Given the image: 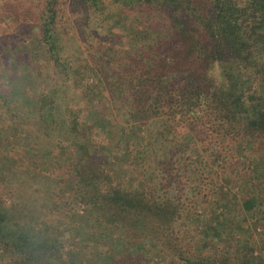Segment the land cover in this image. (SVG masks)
I'll return each mask as SVG.
<instances>
[{
    "label": "trees",
    "instance_id": "trees-1",
    "mask_svg": "<svg viewBox=\"0 0 264 264\" xmlns=\"http://www.w3.org/2000/svg\"><path fill=\"white\" fill-rule=\"evenodd\" d=\"M85 2L103 14L113 39L125 38L118 47L127 57L143 62L140 67L145 72H135L131 88L138 98L133 106L138 118L128 134L92 102L107 90L98 76V89L82 87V69L65 55L57 13L48 1L38 44L58 76L55 86L30 90L22 83L27 73L7 80L8 89H0L5 115L0 120V141L4 135L46 138L54 151L42 157L44 165L55 158L62 166L51 168V176L48 165L40 170L51 181L68 183L76 211L83 214L76 212L75 217L62 220L32 219L0 199V248L26 264H264L246 237V226L239 235L232 227L210 221L216 233L200 241L198 250L182 247L175 239L178 221L184 217L177 198L147 190L138 168V185L116 180L118 162H102L94 150V138L101 137L100 148L112 151L113 157L129 150L138 159L146 146L141 118L153 112L166 121L183 113L186 120L213 118L231 145L243 147L244 153L264 141V0H112L122 6L118 13L111 12L105 0ZM143 12H155L166 23L145 22L143 28H136L134 22ZM146 97L149 102L143 105ZM182 125L179 129H190ZM13 152L3 155V171L41 177L34 158L27 157L26 151ZM110 174L115 175L114 182ZM262 184L264 190V170ZM262 205L264 193H259L242 208L248 219L258 220ZM76 235L81 239L78 243ZM100 241L108 242L101 246ZM149 243L167 252L162 262L152 260Z\"/></svg>",
    "mask_w": 264,
    "mask_h": 264
},
{
    "label": "rangeland",
    "instance_id": "rangeland-1",
    "mask_svg": "<svg viewBox=\"0 0 264 264\" xmlns=\"http://www.w3.org/2000/svg\"><path fill=\"white\" fill-rule=\"evenodd\" d=\"M48 1L53 3L57 13V30L63 38L64 53L82 69V87L90 90L96 86L95 89H98L95 78L98 76L107 92L104 91L100 98L91 99L92 102L103 112V116L121 123L122 128L125 127L126 132L131 134L133 120L138 118L133 108L138 98L131 88L135 72H145L140 67L143 62L127 57L126 51L119 48L125 38H119V41L113 39L104 24L103 14L90 9L85 0H0V89L6 91L7 80L26 73L27 80L22 83L30 90H48L55 86L58 76L53 64L45 61L43 54L46 52L39 49L38 44ZM105 2L113 13L122 10V6L112 3V0ZM123 18H126L125 14ZM156 21L166 23L155 12L150 15L143 12L134 23L136 28H143V23L153 24ZM33 54L37 57L33 58ZM123 87L126 88L124 91ZM143 101L142 104L147 105L149 99L146 97ZM179 116L166 121L164 115L153 112L149 118H141L146 146L138 154V159L135 156L137 153L129 150L127 155L118 152L119 158L113 157L112 151L100 148L101 137L94 138V150L102 162L108 163L110 159L118 162L114 166L116 180L138 185L135 178L138 168L140 181L147 190L159 197L173 195L177 198L184 217L178 221L175 239L185 249L198 250L200 241L213 236L212 231L216 233L210 221L232 227L239 235L240 228L246 226V237L250 239L256 255H261L264 261V205L259 208L261 216L258 220L248 219L242 208L249 197L264 193V141L244 153L243 147L231 145L226 132L213 118L203 117L194 121L192 117L186 120L185 113ZM4 117L0 106V120L3 121ZM182 124L190 129H179ZM21 137L15 139L12 135H4L0 141V163L4 162L3 155L14 154V150L26 151L27 157L37 162L35 168L39 169L41 177L19 170L16 174L3 171L0 164V199L21 216L32 219L62 220L66 216L75 217L76 212L83 214L76 211L75 198L68 191V183L49 179L51 168L62 166L55 158L52 164L46 161L44 165L46 159L42 157L53 152L54 146L41 134L31 138ZM47 165L46 172L50 176H44V171L40 170ZM114 176L110 174L113 182ZM80 240L76 235L74 241L78 243ZM106 242L100 241L99 244L103 246ZM68 246L65 245L66 250ZM147 247L155 263L162 262L167 256V252L162 251L163 247L156 249L150 243ZM171 258L172 255L168 260ZM0 264L26 263L20 256L0 248Z\"/></svg>",
    "mask_w": 264,
    "mask_h": 264
}]
</instances>
